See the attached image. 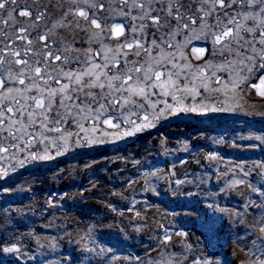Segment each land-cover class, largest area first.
Instances as JSON below:
<instances>
[{"label":"rangeland","instance_id":"obj_1","mask_svg":"<svg viewBox=\"0 0 264 264\" xmlns=\"http://www.w3.org/2000/svg\"><path fill=\"white\" fill-rule=\"evenodd\" d=\"M121 21L127 32L133 21L101 14L102 26ZM73 37L81 51L98 47L65 30ZM176 40L187 42L191 65L221 63L210 39L182 33ZM262 73L220 72L225 83L245 79L235 92L201 89L179 107L163 97L177 110L169 114L161 102L147 120L132 116L135 125L117 113L119 128L98 124L87 142L73 136L0 153V264H261L264 97L250 85ZM221 100L224 111L189 110ZM8 247L18 251H2Z\"/></svg>","mask_w":264,"mask_h":264},{"label":"snow or ice","instance_id":"obj_2","mask_svg":"<svg viewBox=\"0 0 264 264\" xmlns=\"http://www.w3.org/2000/svg\"><path fill=\"white\" fill-rule=\"evenodd\" d=\"M101 14L133 23L127 32L123 21L102 26ZM65 30L85 33V43L98 47L81 51L74 37L64 38ZM182 33L210 39L221 63L191 65L182 51L187 42L176 40ZM254 68H264V0H0V153L34 142L55 147L73 136L87 142L98 124L119 128L117 113L127 112L124 122L135 125L132 116L143 112L147 120V109L161 102L172 114L177 109L163 97L179 107L201 89L214 95L224 85L227 95L245 78L230 76L225 83L217 74ZM250 87L264 97V73ZM219 103L189 110L224 111L225 101ZM72 125L76 131L65 135Z\"/></svg>","mask_w":264,"mask_h":264}]
</instances>
